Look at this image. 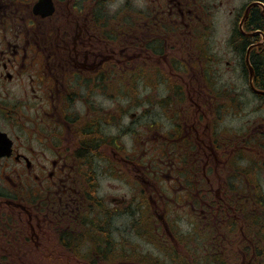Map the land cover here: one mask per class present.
<instances>
[{"label":"flooded vegetation","instance_id":"flooded-vegetation-1","mask_svg":"<svg viewBox=\"0 0 264 264\" xmlns=\"http://www.w3.org/2000/svg\"><path fill=\"white\" fill-rule=\"evenodd\" d=\"M113 1L0 0V150H8L0 155V209L26 215L29 238L35 236V225L39 230L54 223L52 231L67 253L85 243L91 248L90 241L77 237L84 233V213L91 217L94 209L96 215L114 218L146 206L155 227L161 225L166 233L177 226L167 219L169 213L182 214L177 220L191 224L197 216L207 221L224 209L233 217L223 234L229 256L231 237L241 234L238 248L251 243L242 228L249 218L264 217V204L261 200L253 213L246 207L243 224L238 209L227 202L234 194L222 124L240 114L243 102L220 83L218 69L223 56L233 54L234 66L239 65L247 88L264 108V88L254 80L255 69L264 70V0H246L237 14L230 8L233 26L217 42L211 19L204 17V0H192L193 7L190 0H142L143 7L128 4L121 10L109 7ZM118 82L141 87L136 98L146 104L140 114L146 120L139 126L147 133L144 139L136 140V113L115 106ZM154 86L164 93L151 94ZM133 96L130 91L123 97L128 107ZM103 98L111 101L108 109L101 106ZM150 104L161 111L151 123ZM113 127L116 134L109 132ZM258 133L263 139L241 127L236 138L250 142L256 136L259 148L264 133ZM128 134L138 141L137 151L133 142L120 140ZM150 144L151 149L145 147ZM141 151H146L143 157ZM245 158L254 171L247 170V176L256 202L264 199L263 164ZM103 176L118 179L126 191L107 198L100 192ZM112 234L110 245L125 238L130 255L118 259L99 250L96 255L124 262L135 248L128 238L116 237L115 227ZM110 245L102 248L111 250ZM249 263L257 264H242Z\"/></svg>","mask_w":264,"mask_h":264},{"label":"rangeland","instance_id":"rangeland-1","mask_svg":"<svg viewBox=\"0 0 264 264\" xmlns=\"http://www.w3.org/2000/svg\"><path fill=\"white\" fill-rule=\"evenodd\" d=\"M220 1L222 2V5L219 6ZM245 1L246 0H204V3L208 7H204V12L206 13L204 17H207L208 20L211 19L212 31L218 33L214 41H224L223 36L226 35V33L233 26L231 19L227 16V12L230 8H233L234 14H237ZM189 3L191 7H193L192 0H190ZM128 4L131 5V7L144 6V2L142 0H114L111 2L109 7L113 10L119 7L121 10L126 5L128 6ZM127 8L128 7L124 9ZM232 57L233 54L231 53H229L228 56H223L218 69L219 81L220 83L227 84V86L231 87V94H234L235 96L239 94L242 98L243 104H241L242 108L239 115L236 117L231 115L226 117L225 122L222 124L227 129L224 135H226L229 139L223 150H225L228 159V173L230 176L228 184L229 191L234 194L227 202L234 210H236V208L238 209V213L244 224L247 215L246 207L251 209V212L253 213V210L258 208L261 200L264 204V199H258L256 202L253 201L254 190L252 183L247 176V170L250 172V175H252L254 171L251 169L245 156H249L255 160L257 159L258 162L263 164V171L261 175L264 176V144L260 145L259 148H256V136L252 137V139L255 138V140L253 141L251 139L250 142H247L244 138H236V136L238 135L241 127L244 131L256 133L257 135H259L258 130H261L264 133V108H259V102H257L256 97H254L247 88L246 77H243L239 65L234 66ZM225 61H230V64H227ZM117 74L121 75L122 73L117 71ZM132 87H136L135 95H139L141 93V87L135 84L132 85ZM116 89V94H119L118 96H125V94L130 91V87L121 85V82H118ZM150 91L153 92L151 94H158L159 96L164 93V90L162 88H157V86L150 88ZM100 102L102 108L108 109L111 105V101L107 98L100 99ZM145 105L146 104L137 103L136 105L132 104V106L128 107L129 104L125 99H120V97L116 99V107L120 108L122 106L123 109L136 113V116L133 118L135 122L133 128H136L137 130L136 140L144 139L147 135L146 132L144 133V129L139 127L146 120L143 115H140L141 113H144ZM148 112L150 113V115L147 116V121L149 123L156 121L159 118L158 115L161 113L160 109L157 107L152 109V104L148 106ZM128 122V117H125L123 123ZM109 132L116 134L117 128L113 127L109 130ZM154 133V130H149L148 132L149 135H153ZM259 138L263 139L260 135ZM150 139L152 138H149V140ZM120 140H123L126 145H131L133 142L135 145V151H137L138 141L136 142L135 139L131 137V134L125 135ZM153 143H155L154 140ZM152 144L146 145L145 147L151 149ZM140 149L141 148H139V150ZM153 149H156V146H154ZM145 154L146 151H141L140 157H143ZM238 175L244 176L243 180L240 182L235 181V177ZM100 183V192L107 198L119 197L126 191L123 187L125 185L121 181L110 176L101 177ZM236 194L240 196L239 199H237ZM22 195L23 194H20V196ZM104 203L109 205V200H105ZM132 207H136V204L134 203ZM139 208L141 209V207ZM170 208L172 209L173 205H171ZM244 209L245 212H243ZM223 210L215 212V214L218 213V216L216 217L212 215L207 221L202 219L201 216H197L195 221H192L191 224L190 222L187 223L184 219H181L180 221L177 220L176 217H182V214H171L169 216V213L167 215V219L169 218L170 222L176 221L177 226H175L174 229L170 228L171 231L166 233L161 225H156V227H159V230H154L152 237V239L155 240L156 245H153L148 240L134 234L130 214L129 216L125 214L116 215L113 218L112 223V227H115L116 237H126L131 240V244L135 248L137 255H139L138 257H127L123 260L124 264H144L141 257H146V255L162 259V264L179 263L180 260L177 258V255H179L180 257H184L187 263H191V261H193L191 263L193 264L197 254V252H195L197 250V241L199 237L203 236L206 232H208L207 236L209 240H207L206 245L210 246L209 251H207L208 255L215 256L218 253L221 254L222 251L224 256L221 254V259L227 264H242L251 260L256 261L257 264H261L264 260V246L259 244L260 239L258 240L256 238V241H252L253 238L255 239L253 234H247L251 243L248 245L244 244L245 246H241L240 248L238 247L241 240H238V237L241 234H239L236 239L231 237L233 245L229 256H227L226 241H223V234L226 229V221L233 217H229L228 213ZM136 212L137 210L132 212L134 217L136 216ZM229 212L231 213L230 209ZM90 216L92 217L93 214L91 213ZM25 217L26 215L23 213L17 215L13 212L7 213L5 209H0V264H116L115 261H110L108 259L102 260V258H98L96 255L97 253L94 252L95 248H93L92 245L91 247L93 249L87 247L90 245L89 243H85L79 249L74 248L70 252L68 251L71 254L80 256V260L70 257L71 255L69 253L64 251V249H60V244L52 231L54 223H45V225L39 230H37V227L34 224L36 228L35 236L29 238L31 234ZM53 220L55 219L53 218ZM33 222L35 223L34 220ZM126 222L128 223L127 226L125 225ZM150 223L153 226V222L151 221ZM9 225L11 226L7 228ZM62 228H64L63 225ZM237 230H235L234 233ZM95 233V230H93V233L88 232V239L84 242L90 241L92 243V239L90 238H92ZM14 239L15 241L12 245H10L8 242H11V240ZM253 242H256V253H254L252 249ZM165 247L169 252L164 251ZM216 248L218 249L216 250ZM214 251L217 252L215 253ZM207 253H205V255ZM96 257L99 260H96ZM226 258L228 259L226 260Z\"/></svg>","mask_w":264,"mask_h":264},{"label":"trees","instance_id":"trees-1","mask_svg":"<svg viewBox=\"0 0 264 264\" xmlns=\"http://www.w3.org/2000/svg\"><path fill=\"white\" fill-rule=\"evenodd\" d=\"M254 80L256 82V80L258 82L261 83V87L264 88V70L262 68L256 70L255 69V77ZM135 89L136 87H130V91L132 92V94L134 95V99L133 97L131 98V101L133 104L137 103L138 100H140L139 97L136 98L135 95ZM117 90V89H116ZM130 91H128L125 96H118L120 97V99H123V97L129 96ZM100 208H102V201H100ZM93 208V206H91ZM144 207L145 211L143 209H141V212H136V216H133V211H128V213L131 215V225L132 228L134 229V234H136L138 237H142L146 240H148L149 242H151L153 245H156V242L154 239H152L153 237V231L154 230H158V228L155 227L154 223L153 226L150 223L152 221V216L151 215H147L148 212V208L146 206H142ZM95 209L90 212V214H94ZM101 212V211H100ZM84 215L86 216V224L84 223L83 225V231L84 233L81 234V236L77 237V240H83L85 241L86 239H88V232L93 233V230H95V235L90 238L92 239V247L95 248L96 253H98L97 251H101L104 254H108L110 252V255H115L118 259H123L125 256L130 255V253L127 251L126 249V241L127 239L122 238V242L115 240V246L110 245V243L108 242L109 239H113V234H112V215H105L101 212V214L98 215H93L92 217H89V214L87 212L84 213ZM101 215V216H100ZM84 216V217H85ZM95 217V218H94ZM95 219V221L93 220ZM88 228H87V227ZM93 229V230H92ZM90 230V231H89ZM246 238L250 239L247 234H253L255 236V239L253 238L252 241H256V233L260 234V239L264 240V217H258V221L256 220V216L251 217L248 219L244 229H243ZM206 232V231H205ZM208 232L204 233L203 236L199 237L198 242L197 241V250L195 252H197L196 254V258L193 264H227L225 262H223V260L221 259V254L218 253L215 256H211L208 255L207 251H209L210 246L206 245L207 244V240H208ZM245 238V239H246ZM98 240H102L100 241L101 246L97 247V241ZM103 240H106V242H108L106 244V242L104 243ZM125 241V242H124ZM209 241V240H208ZM106 244V245H105ZM111 246V250H109V248H102L103 246ZM248 245V244H246ZM252 249L254 251V253H256V242L252 243ZM263 246V244H261ZM161 246V245H160ZM245 246V245H244ZM251 246V245H250ZM91 247V249H93ZM162 247V246H161ZM218 248H216L217 250ZM134 250V247H133ZM165 251H168V249L165 247ZM169 252V251H168ZM215 253L217 251H214ZM205 253H207L205 255ZM199 254V255H198ZM132 257H138L139 255H137L136 251H132L131 253ZM144 264H162L163 261L162 259H159L158 257H149V255H146V257H141ZM177 258L180 260L179 263L176 264H191L193 261H191V263H187L184 257H180L179 255H177ZM212 259V260H211ZM116 264H124V262H118L115 261ZM165 263V262H164ZM249 264H255V263H249Z\"/></svg>","mask_w":264,"mask_h":264},{"label":"water","instance_id":"water-1","mask_svg":"<svg viewBox=\"0 0 264 264\" xmlns=\"http://www.w3.org/2000/svg\"><path fill=\"white\" fill-rule=\"evenodd\" d=\"M248 63V62H247ZM249 66V65H248ZM249 69H250V71H249V80H250V82H251V78H252V75H253V71H252V69H251V67L249 66ZM7 153L8 152V150H3V148H1V150H0V155H2V154H4V153Z\"/></svg>","mask_w":264,"mask_h":264}]
</instances>
